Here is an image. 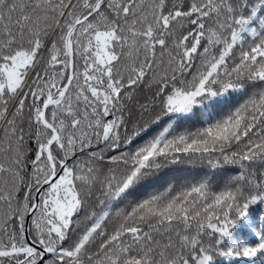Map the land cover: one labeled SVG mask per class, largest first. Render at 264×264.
<instances>
[{
  "label": "snow or ice",
  "instance_id": "1",
  "mask_svg": "<svg viewBox=\"0 0 264 264\" xmlns=\"http://www.w3.org/2000/svg\"><path fill=\"white\" fill-rule=\"evenodd\" d=\"M0 264H264V0H0Z\"/></svg>",
  "mask_w": 264,
  "mask_h": 264
}]
</instances>
